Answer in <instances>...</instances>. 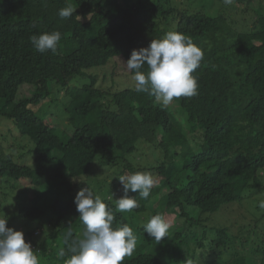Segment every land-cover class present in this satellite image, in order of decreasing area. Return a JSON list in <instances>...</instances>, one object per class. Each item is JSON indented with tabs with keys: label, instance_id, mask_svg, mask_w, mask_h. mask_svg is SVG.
<instances>
[{
	"label": "trees",
	"instance_id": "obj_1",
	"mask_svg": "<svg viewBox=\"0 0 264 264\" xmlns=\"http://www.w3.org/2000/svg\"><path fill=\"white\" fill-rule=\"evenodd\" d=\"M227 3L255 15L248 32L224 15L181 12L176 0H0V121L34 143L32 166L25 154H13L14 145L0 146L2 186L15 192L16 183L30 184L13 205L0 191V216L13 230L15 221L25 227L46 220L49 233L39 227L24 232L40 264H64L83 239L74 199L79 186L98 182L91 178L95 167L114 172L111 183L100 185L106 194L123 190L120 198L119 176L146 172L160 183L148 199L129 192L138 201L129 212L101 198L116 218L113 227L127 224L136 236L135 251L122 264H264V208L252 201L264 192V7L259 0ZM66 6L76 10L61 19ZM171 25L202 50L193 73L197 95L164 106L135 87L97 88L114 75L110 66L118 59L126 64L133 50L147 48ZM54 31L61 33L57 51L37 52L30 37ZM100 68V75H88L89 83L70 87ZM25 87L31 95L17 100ZM52 94L67 99L71 135L59 131L63 138L36 113ZM139 154L148 165L129 159ZM234 205L230 222H212ZM157 214L165 221L175 216L159 243L143 230Z\"/></svg>",
	"mask_w": 264,
	"mask_h": 264
},
{
	"label": "clouds",
	"instance_id": "obj_2",
	"mask_svg": "<svg viewBox=\"0 0 264 264\" xmlns=\"http://www.w3.org/2000/svg\"><path fill=\"white\" fill-rule=\"evenodd\" d=\"M75 10L66 6L59 10L58 15L61 19L70 18ZM60 40L59 31L30 37L39 53H55ZM202 58V50L190 37L169 31L162 38L153 39L147 48L133 50L126 67L133 73L131 78L137 93H147L167 106L180 97L197 95L198 82L193 73ZM145 65L147 68L142 71ZM118 179L124 189V195L114 200L119 212H129L138 207L137 199L129 196V192L148 199L155 184L151 174L146 172H135ZM110 198L113 199L112 196ZM74 204L84 233L83 239L76 241L73 254L64 259V264H122L125 257L133 254L137 243L133 230L127 224L113 227L116 218L112 209L90 187H84L77 193ZM259 207L264 208V201L259 203ZM7 223L8 217L0 216V264H40L37 251L25 242L24 233L6 227ZM169 227L157 214L148 220L143 230L159 243L166 237ZM59 256H65L63 250ZM186 264H192L191 260Z\"/></svg>",
	"mask_w": 264,
	"mask_h": 264
},
{
	"label": "rangeland",
	"instance_id": "obj_3",
	"mask_svg": "<svg viewBox=\"0 0 264 264\" xmlns=\"http://www.w3.org/2000/svg\"><path fill=\"white\" fill-rule=\"evenodd\" d=\"M261 7H264V0H259ZM177 7L179 11L185 12L187 14H196V13H203L209 16L212 15H224L229 23H232L236 29L242 31V32H248L251 28V23L255 19V15L251 12L248 15H244L241 13L242 7L235 6L234 4L231 3H214L211 4L210 1L208 0H192L191 2H186L182 0H176ZM252 4L254 7H256V3L252 1ZM264 10V8H262ZM171 28H168V31L165 32V34L169 31H175L176 25H171ZM116 67L114 65L110 66L111 73H113V76H107L108 79L105 80V82L98 81V89L99 86L103 90H108L114 92L115 89L118 90H126L130 88L135 87V82L132 80V75L128 74L130 71L127 69L126 64L121 59H118L116 62ZM103 70L102 68L100 69H93L87 72V78L85 79H80V78H75L72 82L70 87H80L86 83L90 82V79L88 78V75L92 76H98L100 73H102ZM103 75V74H101ZM104 78V76H100ZM105 79V78H104ZM31 88L25 87L23 88L17 96V100L23 99L25 97H29L31 95L30 93ZM67 102L66 97L63 95L59 96V98L55 97L54 94H52V98L49 101H45L39 106V110L36 112L37 115L44 119L46 122H48L49 125H57L58 129L56 130L57 134L61 135L63 138L62 133L59 131H65L67 132L68 135H71V130L69 129V124L67 117H64V112H63V105ZM173 106V105H172ZM43 108V109H42ZM42 109V110H41ZM37 110V109H36ZM52 126V125H51ZM56 127V128H57ZM8 145H14L15 149H13V154H25V160L24 162L29 164V166H32V154L31 151L34 148V143L28 138V137H20L19 132L16 127H13V125L10 123L8 120H1L0 121V146H8ZM149 156L150 152L148 151L147 148L143 149ZM137 159L139 162H141L143 165H148L150 162L149 159H147L144 155L139 154L138 156H133L130 157V160ZM95 174L91 178H93L94 181H98L97 183L88 186L91 188V190L94 192L95 195H99L101 198L107 197L111 199L110 197H113V201L120 199V194L123 190H118L116 193L112 194H106V189L103 188L101 184V181L103 182L104 180L108 181L111 183V179L113 176V171L107 170V168H101V167H95L94 170ZM81 180H86V178H83ZM160 183L155 182L154 185H159ZM30 186L29 182L27 181H22L20 183H16V191L10 190V192L2 186V180H0V191L3 193H8L9 194V199L11 202V205L13 203L15 204L18 199H23L25 197V190L23 188L28 189ZM83 187L79 186L77 189L76 194L82 189ZM102 189V191L100 190ZM32 192V191H29ZM19 195V196H18ZM32 194H30V197ZM22 197V198H21ZM256 199L260 201H264V192L263 193H258L255 194L254 199L252 201H256ZM12 207V206H11ZM243 209L247 208V204L244 203L242 206ZM13 208H10L9 210L5 211L11 212ZM238 207L237 205H234L233 208L227 207L223 209V212L220 215H215L213 216L215 223H226L230 222V219L228 217L230 215H237ZM234 218V217H233ZM174 220L175 216L174 215H167L166 221L170 225V228H174ZM42 224L39 223H29L25 227L19 226L18 222L15 221L13 222V226L15 231H20V232H25L27 231H34L38 227L43 230V233H49L51 230L46 226V220H41ZM220 224V225H221ZM49 226V225H48ZM52 229V228H51ZM41 231V230H39ZM173 232V231H172Z\"/></svg>",
	"mask_w": 264,
	"mask_h": 264
}]
</instances>
